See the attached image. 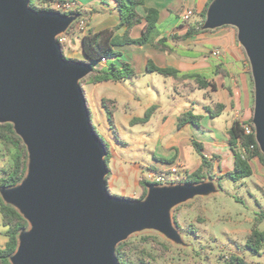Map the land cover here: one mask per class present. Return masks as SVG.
<instances>
[{
  "label": "water",
  "instance_id": "1",
  "mask_svg": "<svg viewBox=\"0 0 264 264\" xmlns=\"http://www.w3.org/2000/svg\"><path fill=\"white\" fill-rule=\"evenodd\" d=\"M31 0H0V123H13L28 151L27 171L0 187L28 221L12 264H122L117 246L154 229L181 241L171 210L223 187L201 182L147 185L143 198L108 188L106 141L96 130L81 81L87 61L64 55L58 40L77 14L37 10ZM232 25L254 81L253 124L264 153V0H212L204 29Z\"/></svg>",
  "mask_w": 264,
  "mask_h": 264
},
{
  "label": "crops",
  "instance_id": "2",
  "mask_svg": "<svg viewBox=\"0 0 264 264\" xmlns=\"http://www.w3.org/2000/svg\"><path fill=\"white\" fill-rule=\"evenodd\" d=\"M57 1L72 2L74 8L84 13L85 25L69 36L71 44L79 45V49L71 47L68 52L70 59L87 61L82 50L83 35L91 29L99 31L117 26L121 21L120 8L116 0H49L45 5L52 7ZM208 1L145 0L144 5L138 6V11L144 16L146 7L158 9L160 37L181 36L190 27L201 24ZM187 10H192L193 14L184 19ZM143 26L144 22L135 25L131 37H140ZM123 30L120 28L117 33L121 34ZM167 44L172 48L171 52L149 42L116 46L120 55L101 60L98 67L103 68L110 63L121 67L128 63L136 74L117 81L89 83L85 90L93 124L111 151L108 188L115 170L126 178L134 174L139 188L135 197L144 193L140 183L142 179L164 175L167 182L161 184L180 183L184 182L187 174L197 170L201 166V156L192 144L193 139L203 143L204 153L212 162L213 178L218 183L221 178L222 182V178L227 176L225 172L234 166L228 131L236 120L249 122L253 119L254 81L236 27L224 25L206 29L185 39H169ZM215 49H221L223 54L213 55ZM150 61L160 67L175 68L181 75H198L205 84L202 85L195 77L175 78L151 72L148 70ZM104 97L116 102L115 121L122 142L109 126L102 105ZM217 104L224 107L218 115L212 116L208 107L214 108ZM154 105L157 108L148 121L132 122L143 117ZM186 111L201 116L199 126L190 122L178 126L179 115ZM123 128L129 132L132 142L124 135ZM175 165L178 171L173 173L171 168ZM251 165V176L256 178L254 183L264 193V164L255 156ZM169 174L173 180L168 179ZM238 182L243 183L244 179Z\"/></svg>",
  "mask_w": 264,
  "mask_h": 264
},
{
  "label": "trees",
  "instance_id": "3",
  "mask_svg": "<svg viewBox=\"0 0 264 264\" xmlns=\"http://www.w3.org/2000/svg\"><path fill=\"white\" fill-rule=\"evenodd\" d=\"M49 0H31L30 5L37 10H56L54 7L46 6L45 3ZM212 0L208 1L206 9L202 13V22L198 27H190L184 35L173 34L171 37H160V30L158 26L159 10L153 7L145 8V15H141L138 11L139 5H144L145 0H116L120 8V23L113 28H106L99 31L90 30L82 37V50L86 57L91 61L93 70L82 79L81 84L84 82L96 83L105 80H122L132 77L136 74V71L130 67L128 63H124L121 67L116 66L114 63H110L108 66L100 68L98 62L103 58H113L120 55V52L115 49L118 45H124L128 43H152L156 47L165 51L171 52L172 48L167 44L169 39L175 41L188 38L200 31H205L203 23L206 19V13L209 4ZM64 14H77V20L71 25L67 32H71L76 24L84 17V13L78 8H72L69 11H59ZM144 22L142 35L138 38L131 37L130 33L132 28ZM123 28L121 34L117 31ZM63 52H64V44ZM65 55V53H64ZM66 56V55H65ZM148 70L151 72H158L165 76H174L175 78H187L195 77L202 85L205 82L198 75H181L180 72L172 67H160L153 62L148 63ZM251 72V69H250ZM102 105L105 109L108 123L110 128L115 134V137L122 142L119 131L115 121V112L117 109L116 102L112 99L104 97L102 99ZM224 106L217 104L214 108L208 107V111L212 116L219 114ZM157 106L150 107L145 115L141 118L133 119L132 122H146L151 117L152 113L156 110ZM201 116L186 111L179 115L178 126L181 127L186 123H193L200 125ZM242 121H234L232 127L229 129V143L234 154V166L231 170L226 171L225 175L229 176L234 181H239L253 174V168L251 160L257 156L262 164H264V153L261 151L259 144L254 134H245L242 126ZM253 124L252 119L248 122ZM0 143L8 155L11 156V165L9 169H0V187L13 186L18 184L26 174L28 164V151L23 139L16 133L13 123L4 122L0 123ZM192 144L201 156V166L192 173L187 174L184 182H201L210 177H213L212 162L204 153V146L202 142L195 139L192 140ZM255 144V148L251 149L250 145ZM106 161L109 166L111 151L108 144ZM166 161H170L165 159ZM111 175V169L109 167L108 178ZM144 188L142 197L146 195L147 185L150 183H156L148 179H142L140 181ZM220 183L221 178H220ZM0 212L2 215V222L6 226L5 235L7 240L3 246H0V264H12L10 256L14 253L18 246V236L21 230L29 226L28 221L23 215L12 205L4 202L0 194ZM264 219V211L255 218L254 227L247 234L245 240V246L253 252L260 253L264 246V230L258 227V223ZM150 236H143L141 240L144 242L149 240ZM132 240H125L117 246V256L122 264H147L144 258H136L135 251L139 249L138 245ZM222 264H250L244 256L237 253H231L224 256Z\"/></svg>",
  "mask_w": 264,
  "mask_h": 264
},
{
  "label": "rangeland",
  "instance_id": "4",
  "mask_svg": "<svg viewBox=\"0 0 264 264\" xmlns=\"http://www.w3.org/2000/svg\"><path fill=\"white\" fill-rule=\"evenodd\" d=\"M74 32H70V36ZM69 40L64 44V53L71 58L69 48L78 50L79 45H72ZM87 84L83 83L84 91L87 90ZM123 133L132 142L126 129ZM10 165L11 156L0 143V169H9ZM171 176L169 174V180H173ZM255 180L251 176L240 183L224 176L223 190L219 193L197 196L174 207L171 210L172 221L180 232L181 241L169 239L154 229L140 231L127 239L139 246L135 257L144 258L147 264H222L224 256L237 253L250 264L264 262V246L260 253L245 246L246 236L254 227L255 218L264 211V193L256 186ZM109 190L118 196L143 198V194L135 197L139 188L134 174L126 178L115 170ZM258 227L264 230V219L258 223ZM5 231L0 212V246L7 240ZM143 236L150 238L144 242L141 240Z\"/></svg>",
  "mask_w": 264,
  "mask_h": 264
},
{
  "label": "built area",
  "instance_id": "5",
  "mask_svg": "<svg viewBox=\"0 0 264 264\" xmlns=\"http://www.w3.org/2000/svg\"><path fill=\"white\" fill-rule=\"evenodd\" d=\"M52 7H54L56 10L64 12V11H69L72 8H74V3L69 2V1H57ZM192 14H193L192 10H187L184 13V15H183L184 19H188ZM85 22H86L85 19L82 18L76 24L75 28L71 32H74L76 30L82 29V27L85 25ZM69 36H70L69 32L60 34L58 36V40L62 44H65L69 40ZM212 53L215 56H221L223 54V51L221 49H215ZM105 60H106V58L102 59V61H105ZM242 126L244 128L245 134H254L255 135V126H254V124H251V123H248V122H243ZM250 148L254 149L255 148V144H251ZM177 171H178L177 170V165H175L174 167L171 168V172L176 173ZM149 180L150 181H155L156 183H160V184L167 182V179H166V177L164 175H153V176H150Z\"/></svg>",
  "mask_w": 264,
  "mask_h": 264
}]
</instances>
